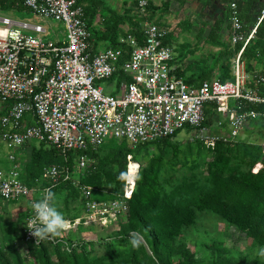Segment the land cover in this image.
<instances>
[{
	"label": "built area",
	"instance_id": "2783aa9c",
	"mask_svg": "<svg viewBox=\"0 0 264 264\" xmlns=\"http://www.w3.org/2000/svg\"><path fill=\"white\" fill-rule=\"evenodd\" d=\"M145 5V0H139L140 7ZM23 6L37 20L61 21L65 29L62 38L58 34L45 38L47 30L38 21L0 15V148L9 149L8 166L0 164V199L32 201L39 199L45 188L70 182L82 201V213L66 219V227L58 235L43 240L69 249V239L63 235L69 228L79 224L104 227L129 210L127 200L135 183L129 184L127 176L122 197L108 201L93 197V188L80 181L81 173L95 169L88 149L96 150L110 139L125 140L133 149L182 129L202 135L206 130L205 109L212 106L217 112L219 105L229 101L235 104L224 110L228 131L225 136H211V143L235 140L248 123L264 121V89L258 87L264 85V76H251L242 60L256 24L249 31L244 29L236 1L227 5L230 42L242 44L233 58V77L222 81L213 76L198 84L187 83L176 74L171 64L172 47L163 43L170 32L167 26L144 21L139 25L142 43L125 31L118 37V46L96 50L84 3L23 0ZM118 70L127 79L121 80L117 91H109L101 83ZM240 102L262 107L244 108ZM30 143L55 147L64 161L74 152L73 167L65 163L47 165L35 180L37 186L27 185L12 149ZM126 159L127 167L133 157L128 154ZM41 179L47 184L39 186ZM32 215L33 209L25 224ZM25 224L23 241L39 245L43 240Z\"/></svg>",
	"mask_w": 264,
	"mask_h": 264
},
{
	"label": "rangeland",
	"instance_id": "374dc122",
	"mask_svg": "<svg viewBox=\"0 0 264 264\" xmlns=\"http://www.w3.org/2000/svg\"><path fill=\"white\" fill-rule=\"evenodd\" d=\"M102 1L105 7H97L93 14L94 27L97 30L103 31L110 24L111 20L107 11L108 8L123 14L128 8L133 7L134 2L137 1V7L127 12V16L135 15L143 17L139 25L144 21L157 20L168 26L171 30H174L172 36V40L174 41L173 55L179 61L183 60V63L192 66L191 68L195 67V73L203 70L201 66L197 65L198 62L202 61L211 64L225 47L228 49L233 48V44L229 39V31L227 32V30L221 32L224 46L211 45L202 42V39L198 40L199 27L203 29V36H205L209 24L215 18L222 16L224 9L227 8L229 3L224 0H186L182 4H180L179 0H145L146 5L144 7L139 6V0ZM237 1L243 3L245 0ZM259 2L262 6L261 8H263L264 0H259ZM149 4L157 8L155 16L151 19L146 15V10L150 7ZM186 7L189 8L191 15H200L201 22L195 23L190 17L188 19V13L185 11ZM0 15H8L19 19H33L46 28L45 38H53L56 34L60 38L63 37L65 27L61 21L54 19L37 20L31 13L18 11L15 8L0 10ZM226 23L225 21L224 24ZM120 30V32L130 30L128 19L122 21ZM235 55L232 54L228 58L231 77L233 76V58ZM220 62L221 59L215 64L213 73L215 76L220 72ZM261 68L262 65L257 64L256 73L249 74L251 76L260 75ZM252 84V81H250L249 85ZM234 104L233 101H229L226 104L219 105L217 112L213 110L212 106H208L209 113L205 121L206 130L202 135L198 134L197 136L196 132L191 129H182L159 144H148L139 148L133 156V161L138 164V169L133 176L135 184L132 193L141 182L143 169L150 162L155 163L157 182V185H154L155 191H160L158 183L166 191L171 190L182 182L200 188L211 186L213 176L210 168H208V163L215 156L214 146L216 142H210L213 138L211 136H225L228 130L226 129L224 110L227 106H234ZM1 105L2 103L0 102V107ZM206 135L209 136L207 137ZM239 138L259 145L262 148L261 152L264 158V130H257L256 127L246 125L241 131ZM119 142L106 143V145L99 148L93 157L97 163V169L89 175L88 180L98 190L95 191L96 199L103 196L104 198H100L99 200L108 201L113 197L121 198V195H123V190L126 187V175L122 178L121 172L119 173L118 171L119 163L115 162L110 156ZM225 156H227L224 159V162L227 163L226 167H239L244 172L246 171V176L256 174L264 169L263 158L253 164H249L248 159H242V157L237 156L235 153L231 156ZM29 158L30 155L27 156V159ZM41 182L39 186L42 185ZM32 186H37V184ZM56 193V203L64 213L66 219H71L82 213V201L75 192L69 188H63L57 190ZM31 199L34 201L38 198L34 197ZM32 201L28 199L10 203L0 200V249L9 250L13 246L23 258V264H40L37 252L34 255H29L28 249L30 244L23 241L25 218L32 209ZM127 202L129 203V200ZM127 214L128 212L120 214L113 223L107 224L104 227L79 224L77 227L69 228L63 235L72 240H92V244L88 245L92 248L90 257L100 256L104 252L111 250V257L105 261V264H153L148 259V256L152 255L151 250L139 234L137 236L143 250L140 248L136 249V258L134 260H130L131 241L114 242L111 239L112 243L99 242L101 238L116 235L122 224L126 226L128 221ZM176 232L175 240L177 244H185L186 248L192 253L193 259L196 261L195 264H212L214 259H218L217 262L220 264H264V257L250 258L256 256V249L259 246L264 245L256 243L235 225L229 223L220 214L211 209L196 208L193 222L188 225L179 226ZM133 233L136 234V232ZM171 264H182L178 251L172 256Z\"/></svg>",
	"mask_w": 264,
	"mask_h": 264
},
{
	"label": "trees",
	"instance_id": "16d2710c",
	"mask_svg": "<svg viewBox=\"0 0 264 264\" xmlns=\"http://www.w3.org/2000/svg\"><path fill=\"white\" fill-rule=\"evenodd\" d=\"M180 3H185L186 0H179ZM225 2L236 1L239 9V15L244 23V29L249 31L255 24V32L253 37L245 45L242 52V60L244 61L245 69L248 73H256V65L261 64L260 75L264 76V14L256 19H252L250 9L256 0H245L240 3L237 0H224ZM84 3L85 17L87 18L88 26L91 30L92 40L104 41L107 46H118V37L124 32H120V25L124 19L129 20V32L136 35L139 43L143 42V37L139 33V22L143 17L127 16V12L132 11L137 7L138 2L135 1L133 7L128 8L125 13L120 14L116 10L108 8L110 15V24L103 31L97 30L94 27L93 14L97 7H105L102 0H79ZM88 3V4H87ZM166 3V2H165ZM147 8L146 15L149 19L155 16L157 8L151 6ZM15 8L18 11H24L23 0H0V10H7ZM189 17L195 23L201 22L200 15L188 13ZM260 18V20H258ZM227 22L224 24V22ZM224 24V25H223ZM203 28V27H202ZM230 31L229 12L225 8L222 16L215 18L208 26V31L203 36V29L199 27L198 40L209 43L211 45H225L221 32ZM174 30L170 32L163 43H167L172 39ZM203 37V38H202ZM241 43L233 45L232 49L224 48L211 63L198 62L203 70L194 72L189 76L183 70H175L178 76H181L187 83L198 84L204 79L213 77L215 64L221 59L219 64L220 72L217 77L224 81L231 79L229 70V57L240 49ZM95 49V48H94ZM127 56H124L125 58ZM259 76V75H255ZM114 78L127 79V76L121 71H116L108 80L112 81ZM129 79V78H128ZM259 89H264V85L260 84ZM242 101V100H241ZM244 108L260 109L262 106L246 102H240ZM206 115L209 110L205 109ZM206 121V120H205ZM248 125L256 127L257 130H264V121L261 119L254 120ZM176 134V133H175ZM174 134V135H175ZM171 137V136H170ZM159 139L153 142L139 144L135 148H131L125 140H107L106 143L119 142L115 146L114 151L110 154L111 158L119 163V173L122 178L126 175L127 155L134 153L141 147L148 144H159L162 141L170 138ZM96 150L88 149L86 153L90 157H94L98 152ZM215 156L208 163V168L211 170L213 182L208 188H200L185 182L179 183L171 190H164L162 185L158 183L160 191L154 190L156 182V169L154 162L143 169L140 184L137 185L135 191L129 199L128 221L127 225L123 224L119 228L116 235L113 237L101 238L99 242L112 243L113 241H131L134 235H141L147 245L149 246L152 255L148 259L153 264H171L172 256L178 251L180 255V262L182 264H195L193 255L185 244H177L175 234L178 227L181 225L191 224L194 220V212L196 208H208L220 214L226 221L235 225L239 230L244 232L246 236L252 238L256 243L264 245V169L256 174H249L246 176L239 167H226L224 162L227 156L235 153L242 159H248L249 164L255 163L257 160L263 158L262 148L259 145L248 142L244 139L237 138L235 140L224 141L222 139L215 142ZM237 151V152H235ZM74 152H69L67 160L64 161L63 156L53 146H48L43 143L33 145L30 153V158L27 164L24 165V175L22 180L29 186L36 184V178H40L43 168L50 164L65 163L70 168L73 167ZM264 161V158H263ZM95 169L85 170L80 174V181L83 184L89 185L93 188L92 196L95 197L96 186L88 180L91 173ZM235 170V172H233ZM42 185L47 184L45 180ZM69 188L75 192L80 198V192L70 182L60 183L54 187L53 190ZM99 199L104 198L98 197ZM114 198V197H113ZM111 198V199H113ZM75 218V217H73ZM71 218V219H73ZM133 232H136L133 233ZM92 240H72L69 239V249H66L61 244L52 243L51 241L43 240L39 245L30 244L28 253L34 255L37 252L40 264H105V261L111 257V250L104 252L100 256H92L88 245L92 244ZM132 245V243H131ZM130 260L136 258V249H142V244L139 246H131ZM110 252V253H109ZM218 259H214L212 264H217ZM0 264H23V258L13 246L9 250L0 249ZM220 264V263H218Z\"/></svg>",
	"mask_w": 264,
	"mask_h": 264
},
{
	"label": "clouds",
	"instance_id": "9594fccd",
	"mask_svg": "<svg viewBox=\"0 0 264 264\" xmlns=\"http://www.w3.org/2000/svg\"><path fill=\"white\" fill-rule=\"evenodd\" d=\"M57 193L52 187L43 190L39 199L32 201L31 208L33 215L26 221V227L31 230L32 234L41 240L51 235H58L66 227V217L59 209L57 203ZM131 243L133 246H139L140 240L134 235ZM256 257H264V246L256 249Z\"/></svg>",
	"mask_w": 264,
	"mask_h": 264
},
{
	"label": "crops",
	"instance_id": "0c3cea01",
	"mask_svg": "<svg viewBox=\"0 0 264 264\" xmlns=\"http://www.w3.org/2000/svg\"><path fill=\"white\" fill-rule=\"evenodd\" d=\"M180 4H182V3H180ZM261 7L262 6H261L259 0L254 1V4L252 5V7L250 9V12H251V15H252V19H256L259 16L260 10L262 9ZM185 11H187V13H189L190 10H189V8L186 7ZM148 21H153V22H156L158 24L164 25L163 23H161L160 21H157V20H148ZM93 25H95V22H93ZM164 26H166V25H164ZM171 31L172 30L170 29V32ZM170 32H169V34H170ZM168 35H167V37H168ZM166 44L171 46L172 50L174 49V41L172 39L168 40ZM92 45L97 50V49H100V48L106 46V43L104 41H97V40H95L93 38ZM183 62H184L183 60L179 61L178 58L173 55V60L171 61V64L175 67V70L180 69V70H183L186 73V75H189V76L193 75V73L195 72V70H194L195 67L191 68L192 66H190L189 64L183 63ZM213 76H215V74ZM121 80L122 79L119 80L117 78H114L110 82H108V81L103 82V85L105 86V88L107 90L115 92V91L118 90V86H119ZM33 145H37V143H30L28 145L15 147V148L12 149V152L15 154V156L18 159V162L20 164V167H21V171H22L21 177L24 175V165L29 160V159H27V156L30 155ZM8 150L9 149L6 148V147L0 148V164H2L5 167L8 166V160H7V157H6ZM127 172H128V167H127ZM19 201H22V200H19ZM3 202H7V201H3ZM12 202H18V201H11L10 203H12Z\"/></svg>",
	"mask_w": 264,
	"mask_h": 264
},
{
	"label": "bare ground",
	"instance_id": "6f19581e",
	"mask_svg": "<svg viewBox=\"0 0 264 264\" xmlns=\"http://www.w3.org/2000/svg\"><path fill=\"white\" fill-rule=\"evenodd\" d=\"M128 172L126 171V176H127V182L131 185L135 183V178H133L134 174L137 172L138 169V164L134 161H130L128 163ZM128 173V174H127ZM136 177V175H135Z\"/></svg>",
	"mask_w": 264,
	"mask_h": 264
}]
</instances>
